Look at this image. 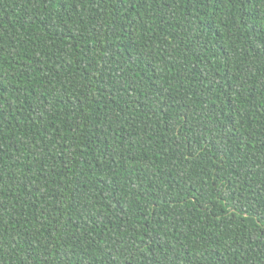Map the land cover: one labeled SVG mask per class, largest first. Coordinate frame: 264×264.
I'll return each mask as SVG.
<instances>
[{"label":"trees","instance_id":"16d2710c","mask_svg":"<svg viewBox=\"0 0 264 264\" xmlns=\"http://www.w3.org/2000/svg\"><path fill=\"white\" fill-rule=\"evenodd\" d=\"M0 264H264V0H0Z\"/></svg>","mask_w":264,"mask_h":264}]
</instances>
